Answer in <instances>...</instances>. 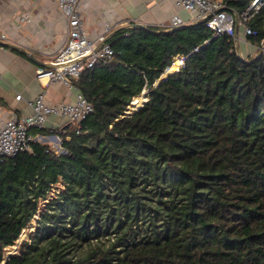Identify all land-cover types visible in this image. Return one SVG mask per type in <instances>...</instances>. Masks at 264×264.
Segmentation results:
<instances>
[{
    "label": "trees",
    "instance_id": "1",
    "mask_svg": "<svg viewBox=\"0 0 264 264\" xmlns=\"http://www.w3.org/2000/svg\"><path fill=\"white\" fill-rule=\"evenodd\" d=\"M131 24L75 80L94 111L56 132L67 154L35 141L0 165V264L29 230L5 264H264V53ZM246 24L261 45L264 6Z\"/></svg>",
    "mask_w": 264,
    "mask_h": 264
},
{
    "label": "crops",
    "instance_id": "2",
    "mask_svg": "<svg viewBox=\"0 0 264 264\" xmlns=\"http://www.w3.org/2000/svg\"><path fill=\"white\" fill-rule=\"evenodd\" d=\"M177 2L178 0H80V6L85 26L95 36L104 25L111 22V33L132 22L165 27L175 13L183 18L185 24L196 23L188 11L179 8ZM0 34L3 37L1 40L18 44L44 61V64L36 63L18 48L5 46L0 49V115L6 118L13 113L33 112L29 101L36 99L40 93H45L47 100L53 103L75 99L77 92L74 88L62 82H47L46 78L40 80L37 77L38 67L51 66L52 55L57 53L67 35V20L56 0H0ZM242 43H245L247 56H250L256 44L248 41V37ZM169 69L166 70L168 73L177 70ZM162 78L164 77L160 79ZM18 94H21L20 99L16 97ZM66 123V118L51 116L43 133L36 130L33 133L57 140L59 136L56 132L64 131L62 128ZM47 137L45 140H48Z\"/></svg>",
    "mask_w": 264,
    "mask_h": 264
},
{
    "label": "built area",
    "instance_id": "3",
    "mask_svg": "<svg viewBox=\"0 0 264 264\" xmlns=\"http://www.w3.org/2000/svg\"><path fill=\"white\" fill-rule=\"evenodd\" d=\"M56 2L67 20V35L63 45L52 55L51 66L38 67L37 77L40 80L46 78L47 82H62L74 88L77 92L75 99L53 103L47 100L45 93H40L36 99L29 101L33 112L13 113L6 118L0 115V165L21 152L32 151L33 142L45 140L47 136L34 134L33 130L45 128L51 116L68 120L62 130L65 131L66 126H69L80 133L81 123L94 111V106L75 85V80H78L86 68L100 61L108 62L114 56V49L108 40L113 29L112 22L104 25L97 35L92 36L85 26L80 0H56ZM177 4L179 8L193 16L194 22L205 20L206 26L214 30V36L228 33L236 37L237 27L239 28L241 23L245 24L246 36L256 33L246 22L264 6V0H253L250 6L239 14V18L228 9L223 0H178ZM183 24H185L183 18L175 13L166 27ZM1 39L3 37L0 34V41H3ZM4 47L5 45L0 43V49ZM178 56L181 68L186 64L188 55ZM1 79L0 73V81ZM16 97L20 99L21 94Z\"/></svg>",
    "mask_w": 264,
    "mask_h": 264
},
{
    "label": "water",
    "instance_id": "4",
    "mask_svg": "<svg viewBox=\"0 0 264 264\" xmlns=\"http://www.w3.org/2000/svg\"><path fill=\"white\" fill-rule=\"evenodd\" d=\"M230 11H234L233 9H231V8H228ZM235 12V11H234ZM235 14H236V17L237 18H239V15L235 12ZM204 21L205 20H199V21H197L196 23H204ZM188 25H191V24H183V25H180V26H176V27H171L170 29H177V28H181V27H186V26H188ZM131 26L132 27H134V28H143V29H149V26L147 25V24H145V23H143V22H134L133 24H131ZM236 37H235V40H236V50H237V52H238V54L243 58V59H246V57L244 56V54L242 53V50H241V47H240V37H239V34H238V27H237V30H236V35H235ZM0 43L1 44H3V45H5V46H8V47H13V48H18V49H21L22 51H24V52H26L27 54H28V56L32 59V60H34L36 63H39V64H44V61H42V60H40V59H38L36 56H35V54L33 53V52H31V51H29L28 49H26V48H24V47H21V46H19L18 44H15V43H12V42H8V41H0ZM263 50H264V40L262 41V44H261V48H260V50H259V52L257 53V55H256V59L257 58H259L260 56H261V54L263 53ZM166 77V76H165ZM164 77V78H165ZM163 79V78H162ZM162 79H160V80H157L156 82H155V84L151 87V88H149L148 89V93H149V96H148V99L150 98V92H151V90L153 89V87H155V86H157L159 83H160V81L162 80ZM147 99V100H148ZM146 100V101H147ZM145 101V102H146ZM144 102V103H145ZM144 105V104H143ZM142 105V106H143ZM141 107V106H140ZM128 114H132V113H129V112H125V115H128ZM54 137L57 139V136L56 135H54ZM61 149H62V151L60 152V155H66L67 154V150L66 149H64V148H62V146H61ZM49 200H46V202H48ZM44 212V211H43ZM38 219V218H37ZM34 230V229H33ZM18 241V240H17ZM17 241H16V243H17ZM16 253H18V251L16 250L15 252H10L9 254H8V256L6 257L5 256V259H4V261L2 262V264H5V262L8 260V258L12 255V254H16Z\"/></svg>",
    "mask_w": 264,
    "mask_h": 264
},
{
    "label": "rangeland",
    "instance_id": "5",
    "mask_svg": "<svg viewBox=\"0 0 264 264\" xmlns=\"http://www.w3.org/2000/svg\"><path fill=\"white\" fill-rule=\"evenodd\" d=\"M239 37H240V47H241V50H242V53L244 54V56L247 58L248 56H247V54H246V51H245V47H244V44L245 43H242V40H245V39H247V36L245 35V24L244 23H241L240 24V26H239ZM260 48H261V45H257L256 44V46L253 48V52L251 53V55H257V53L259 52V50H260ZM263 53H264V50H263ZM174 64H175V60H174ZM173 64V65H174ZM146 90H148L149 88H145ZM53 135V134H52ZM100 136H102V134H99L97 137H96V139H94V142L96 141V140H98L99 138H100ZM48 138V140H42V142H47L48 141V143L50 142V144L53 146V148L58 152V153H60L61 151H62V149H61V138H59L58 137V139L57 140H54L53 138H49V137H47ZM69 167V166H68ZM54 188V187H53ZM53 188H52V190H53ZM52 190H51V192H52ZM32 231V230H31ZM30 230L27 232L28 233V235L25 237V239H21V237H20V239H18V241H17V243H15L14 245H17L18 246V249L19 250H17L18 252H20L21 251V249H22V246H23V244H24V242L26 241V240H30V232H31ZM7 252V251H6Z\"/></svg>",
    "mask_w": 264,
    "mask_h": 264
},
{
    "label": "bare ground",
    "instance_id": "6",
    "mask_svg": "<svg viewBox=\"0 0 264 264\" xmlns=\"http://www.w3.org/2000/svg\"><path fill=\"white\" fill-rule=\"evenodd\" d=\"M173 64H174V62H173ZM180 58H179V64H178V67H177V70H179V68H180ZM175 65V64H174Z\"/></svg>",
    "mask_w": 264,
    "mask_h": 264
}]
</instances>
